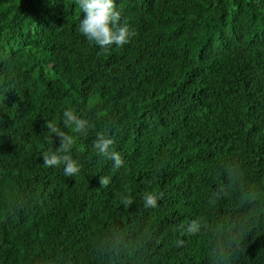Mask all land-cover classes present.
<instances>
[{
  "label": "trees",
  "instance_id": "obj_1",
  "mask_svg": "<svg viewBox=\"0 0 264 264\" xmlns=\"http://www.w3.org/2000/svg\"><path fill=\"white\" fill-rule=\"evenodd\" d=\"M117 6L137 34L103 50L78 0H0V264H264V0ZM47 121L76 137V176L43 164Z\"/></svg>",
  "mask_w": 264,
  "mask_h": 264
},
{
  "label": "clouds",
  "instance_id": "obj_2",
  "mask_svg": "<svg viewBox=\"0 0 264 264\" xmlns=\"http://www.w3.org/2000/svg\"><path fill=\"white\" fill-rule=\"evenodd\" d=\"M78 3L84 14L79 21V31L88 41L100 46L101 49L109 50L113 45L123 47L136 36L134 27L121 21L122 13L117 6V0H78ZM62 123L80 135H86L91 127L90 120L71 107L63 110ZM46 124L51 133L60 138L61 143L54 150L49 149L43 153V164L49 167L63 164V171L66 176H76L82 168L80 161L71 155L76 137L65 132L51 121H47ZM114 145L115 140L112 136L98 133L93 146L98 156L111 160L113 167L119 169L124 165L125 160L120 152L115 150ZM228 174L232 176L234 172L229 170ZM100 179L102 186H107L110 182V178L107 176H101ZM161 195L155 191L145 192L143 194L144 206L156 207ZM120 199L125 206L134 203L131 190L122 193ZM181 227L186 233H195L200 230L201 223L198 220H192L187 225H181Z\"/></svg>",
  "mask_w": 264,
  "mask_h": 264
}]
</instances>
